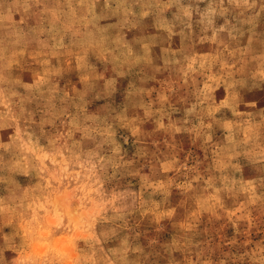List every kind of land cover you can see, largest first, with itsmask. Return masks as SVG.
Returning <instances> with one entry per match:
<instances>
[{
  "label": "clouds",
  "instance_id": "obj_1",
  "mask_svg": "<svg viewBox=\"0 0 264 264\" xmlns=\"http://www.w3.org/2000/svg\"><path fill=\"white\" fill-rule=\"evenodd\" d=\"M0 264H264V0H0Z\"/></svg>",
  "mask_w": 264,
  "mask_h": 264
}]
</instances>
